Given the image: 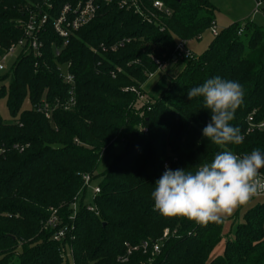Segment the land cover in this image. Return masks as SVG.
I'll return each instance as SVG.
<instances>
[{
    "label": "trees",
    "instance_id": "16d2710c",
    "mask_svg": "<svg viewBox=\"0 0 264 264\" xmlns=\"http://www.w3.org/2000/svg\"><path fill=\"white\" fill-rule=\"evenodd\" d=\"M38 1L0 0L3 47L20 36L16 21L25 6ZM53 1L58 10L69 0ZM165 1L172 15L158 24L121 9L118 0L103 4L65 46L49 25L39 66L26 53L3 76L10 81L0 89V105L6 104L10 116L0 113V264H264V199L235 214L232 225L240 216L242 222L223 252L211 258L227 219L201 227L165 217L151 197L168 169L195 172L223 150L264 153V131L249 130L247 123L253 110L255 120L264 121V24H232L200 56L179 58L173 56L178 41L200 39L216 20V7L211 0ZM156 59L185 64L137 108V91L158 71ZM65 64L74 76L75 104L56 108L48 119L35 106L69 100L70 86L58 69ZM217 76L239 82L245 91L231 122L244 136L240 145L221 148L204 138L210 110L202 98L187 96ZM104 159L109 164L101 170ZM84 175L97 182L100 193L94 196L84 186ZM53 211L58 221L49 226ZM62 229L67 235L58 241L54 236ZM166 229L159 253L150 248L127 254L125 243H154Z\"/></svg>",
    "mask_w": 264,
    "mask_h": 264
},
{
    "label": "clouds",
    "instance_id": "9594fccd",
    "mask_svg": "<svg viewBox=\"0 0 264 264\" xmlns=\"http://www.w3.org/2000/svg\"><path fill=\"white\" fill-rule=\"evenodd\" d=\"M191 101L202 98L210 110V122L203 136L223 148L244 141L239 127L232 121L244 103L243 86L217 76L187 91ZM264 153L253 150L243 156L231 150L218 152L211 162L202 163L195 172L168 169L156 182L151 193L154 210L165 217H182L205 227L219 224L254 198L264 194Z\"/></svg>",
    "mask_w": 264,
    "mask_h": 264
},
{
    "label": "built area",
    "instance_id": "2783aa9c",
    "mask_svg": "<svg viewBox=\"0 0 264 264\" xmlns=\"http://www.w3.org/2000/svg\"><path fill=\"white\" fill-rule=\"evenodd\" d=\"M113 0H69L66 1L60 9H56L53 0H39L32 5H26L22 10V18L16 21L20 30V36L10 41L8 46H2L0 43V89L2 86L8 85L10 76L3 77L11 68L14 62L19 59L21 55L26 53L33 54L37 62L35 66H39V59L43 57L44 50V35L47 33V28L52 25L54 33L63 40V46L68 43L70 36L90 23L99 13L103 4H109ZM255 13L261 14L264 17V0H254ZM118 6L121 9L131 11L135 15H138L143 20L151 24H158L163 17H169L172 15L171 8L167 5L165 0H118ZM211 34L215 37L219 34L221 28H219L216 20L212 22L209 28ZM242 30H240L241 32ZM1 38V33H0ZM123 45V43H120ZM117 46L113 47V50ZM55 54L59 55L61 49L54 48ZM175 54L179 58L192 57L193 51L188 47L187 41L180 39L175 48ZM155 62L159 65V61ZM158 67V69H159ZM58 69L61 71V76L64 81L70 86L69 100L65 103L60 100H56L54 105H51L45 101H42L35 106V110L42 113L46 118L50 119L53 111L56 108H62L68 110L75 104L74 97V76L70 73L69 64L59 65ZM154 73H149V79ZM256 110H253L247 117V123L249 130L264 131V121H256ZM144 132H147V128H143ZM4 149L0 148V153H3ZM84 186L90 188L93 191V195L100 193V186L93 185L90 175H84ZM264 199V194L253 200ZM73 214L77 213L78 205L77 198L72 203ZM90 211L95 208L88 206ZM58 221L55 211L48 221L49 226H55ZM169 231H165L164 236L154 243H150L145 240L138 246H130L129 243H125L127 247V254H132L133 251L142 249L146 253L150 248L152 254H157L161 250V240L168 235ZM67 235L64 229L57 232L54 236L56 240H62ZM126 261L127 258H120Z\"/></svg>",
    "mask_w": 264,
    "mask_h": 264
},
{
    "label": "rangeland",
    "instance_id": "374dc122",
    "mask_svg": "<svg viewBox=\"0 0 264 264\" xmlns=\"http://www.w3.org/2000/svg\"><path fill=\"white\" fill-rule=\"evenodd\" d=\"M211 1L216 7L215 19L217 20L218 26L221 29L226 28L232 24L242 25L248 20H251L252 22H255L260 25L264 24V17L261 14L254 12L255 10L254 0H211ZM213 39L214 36L211 34L210 30H207L204 33H202L200 39H192L189 41L188 39H186L185 41H187L188 47L198 57L210 47ZM173 56L177 57L175 52ZM156 61L159 60L156 59ZM164 63L159 61V64L162 65L160 67L158 65L159 67L158 71L154 73V75L148 80L147 85L142 84L144 90L137 91L139 95L137 108H139L143 103L149 100L151 96L156 97L158 93H160L161 90L164 88V86L170 83L174 79V77L177 76V74L181 70H183L185 64L183 60H180L175 64L169 62L165 64ZM0 113L5 118H8L10 116L9 110L4 102L0 105ZM121 148L122 145H120L118 148L116 147V151H119ZM108 164H109V160L104 159L101 163L100 169L103 170L108 166ZM93 185L96 186L98 184L97 182H94ZM91 196H92L91 192H88L86 200H88ZM258 201L259 200H253L248 206H243L241 208H238L232 216L226 218L227 221L225 222V226H224L225 237H223V240L216 247L215 251H213V253L211 254V258H214L223 252L226 243V238L228 237L232 238L235 233L237 225L242 222V217L240 216V219H238L232 225V223L236 220L235 214L239 211L240 215H243L251 206L255 205ZM77 205H78V200H77ZM165 231H167V229ZM229 231H231L230 235L228 234ZM16 260L17 258H15V261Z\"/></svg>",
    "mask_w": 264,
    "mask_h": 264
},
{
    "label": "crops",
    "instance_id": "0c3cea01",
    "mask_svg": "<svg viewBox=\"0 0 264 264\" xmlns=\"http://www.w3.org/2000/svg\"><path fill=\"white\" fill-rule=\"evenodd\" d=\"M216 22H217V20H216ZM218 24V23H217Z\"/></svg>",
    "mask_w": 264,
    "mask_h": 264
}]
</instances>
